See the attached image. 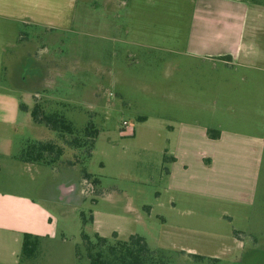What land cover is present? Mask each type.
Listing matches in <instances>:
<instances>
[{
	"label": "rangeland",
	"instance_id": "1",
	"mask_svg": "<svg viewBox=\"0 0 264 264\" xmlns=\"http://www.w3.org/2000/svg\"><path fill=\"white\" fill-rule=\"evenodd\" d=\"M125 11L121 0H80L73 33L48 32L46 36L43 32L40 38V32L23 30L30 42L14 51L15 59L11 54L5 58L4 83L13 85L30 73V60L18 58L20 53L30 51L32 56L47 58L46 68L30 66V70L47 69L48 75L49 67L62 59L56 72L59 78L53 83L54 75L47 84L49 91L36 90L39 83L29 82L33 96L24 95V101L32 109L40 104L47 112H60L81 135L88 123L99 130L91 158L86 149L65 146L64 156L54 166L27 164L20 173L8 172L9 189L25 190L31 199L43 201L54 222L52 236L40 238L38 254L24 257L21 264H90L84 250L77 257L83 231L105 238L117 232L123 239L139 234L171 264H264V237L246 234L241 238L235 234L240 219L230 223L226 217L237 211L235 207L166 191L168 164L163 150L172 114L166 98L169 91H178L167 86L174 78L176 84L187 82L189 88L184 91L192 94L198 87L196 93L205 89L206 109H210L213 101L208 90L215 75L210 64L205 63L201 73L187 68L179 72L182 59L121 43ZM143 116L148 121H141ZM29 118L28 124L21 120L13 137L19 151L27 140H59L58 133L34 123L31 113ZM124 121L132 127L124 128ZM75 156L83 164L68 167L66 162ZM82 168L99 178L97 188L83 178ZM59 180L73 183L80 196L60 193ZM82 212L87 218L93 213L94 222L84 225ZM235 237L240 244L233 243ZM195 254L206 259L198 261Z\"/></svg>",
	"mask_w": 264,
	"mask_h": 264
},
{
	"label": "crops",
	"instance_id": "2",
	"mask_svg": "<svg viewBox=\"0 0 264 264\" xmlns=\"http://www.w3.org/2000/svg\"><path fill=\"white\" fill-rule=\"evenodd\" d=\"M79 1L0 0V264H21L26 233L52 236L53 215L47 204L31 199L25 190H10L7 174L20 173L25 170L22 165L30 164L15 159L20 151L13 141L21 120L30 123L32 108L24 101V95L33 91L28 83L38 82L41 87L34 89L49 91L47 84L52 76L53 83L59 78L56 72L63 62L49 67L48 75L47 69L30 70V66L46 68L47 58L20 53L18 58H29L30 73L19 78L18 86L4 83V61L10 54L15 59L14 51L30 42L23 30L40 32V38L43 32L47 36L74 31ZM121 4L126 9L121 43L174 55L183 60L179 72L187 68L201 73L205 63L210 64L215 75L208 90L210 109H206L205 89L196 93L198 87L192 94L184 91L187 82L176 84L174 78L167 86L178 91H169L166 98L172 112L163 150L168 164L166 191L233 206L237 211L227 212L226 217L230 223L240 219L235 234L264 237V3L121 0ZM185 62L193 65L187 67ZM209 130L219 131L220 136L210 138ZM58 189L77 193L75 185L64 180L58 181ZM240 241L235 237L233 243Z\"/></svg>",
	"mask_w": 264,
	"mask_h": 264
},
{
	"label": "trees",
	"instance_id": "3",
	"mask_svg": "<svg viewBox=\"0 0 264 264\" xmlns=\"http://www.w3.org/2000/svg\"><path fill=\"white\" fill-rule=\"evenodd\" d=\"M260 1V0H251ZM23 109L24 106L22 105ZM31 117L36 124H43L51 131L58 133L59 140L55 141H30L27 140L23 149L15 159L30 164L54 166L60 162L65 154V146L73 150L86 149L87 157L91 158L95 146V140L99 136V130L92 124L88 125L82 131V135L75 129L74 125L63 114L58 111L47 112L40 104H35L31 111ZM146 120L145 117L140 118ZM208 135L212 139L220 136L219 131L209 130ZM68 167H74L77 164H83L77 156L72 161L66 162ZM83 178L92 183L96 188L100 181L99 178L89 174L85 168H82ZM84 225L94 222V215L91 213L87 218V213L82 212ZM82 247L77 248L78 258H81L83 250L86 252V258L90 264H171L166 257L157 250H152L144 237L139 234L131 235L123 239L117 232L111 237L96 232L89 235L86 231L82 232ZM40 237L26 233L23 236L21 259L34 258L39 251ZM198 261H204L206 257L195 254Z\"/></svg>",
	"mask_w": 264,
	"mask_h": 264
},
{
	"label": "built area",
	"instance_id": "4",
	"mask_svg": "<svg viewBox=\"0 0 264 264\" xmlns=\"http://www.w3.org/2000/svg\"><path fill=\"white\" fill-rule=\"evenodd\" d=\"M123 126H124V128H129V127H132V123H130V122H128V121H124L123 122Z\"/></svg>",
	"mask_w": 264,
	"mask_h": 264
}]
</instances>
